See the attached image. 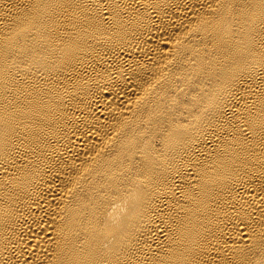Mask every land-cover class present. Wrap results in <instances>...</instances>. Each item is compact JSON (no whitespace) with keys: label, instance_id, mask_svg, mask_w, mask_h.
<instances>
[{"label":"bare ground","instance_id":"1","mask_svg":"<svg viewBox=\"0 0 264 264\" xmlns=\"http://www.w3.org/2000/svg\"><path fill=\"white\" fill-rule=\"evenodd\" d=\"M0 264H264V0H0Z\"/></svg>","mask_w":264,"mask_h":264}]
</instances>
